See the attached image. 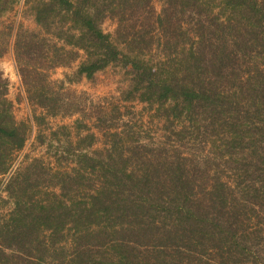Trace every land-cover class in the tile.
Here are the masks:
<instances>
[{
    "label": "trees",
    "instance_id": "trees-1",
    "mask_svg": "<svg viewBox=\"0 0 264 264\" xmlns=\"http://www.w3.org/2000/svg\"><path fill=\"white\" fill-rule=\"evenodd\" d=\"M159 1L25 0L35 29L0 22L33 119L76 117L77 135L71 171L10 174L29 126L0 69V264H264V0ZM110 67L117 95L71 88ZM134 102L162 123L155 146L122 119ZM92 128L112 140L91 155Z\"/></svg>",
    "mask_w": 264,
    "mask_h": 264
},
{
    "label": "rangeland",
    "instance_id": "rangeland-1",
    "mask_svg": "<svg viewBox=\"0 0 264 264\" xmlns=\"http://www.w3.org/2000/svg\"><path fill=\"white\" fill-rule=\"evenodd\" d=\"M155 6L157 12H159L161 10L159 0H155ZM0 22L11 23L13 25L22 24L29 29L36 28L32 13L25 3V0H18L13 9L4 15ZM116 27V23L111 20H107L103 24L104 31L109 34H114ZM0 69L9 81L8 97L13 102V113L16 120L18 122H25L29 126L28 139L24 148L16 151L13 155L16 169H21L33 160L38 159L53 170L71 171L75 168V156L71 155L73 153L69 151L75 148V146L70 145V142L75 144L77 141L76 130L73 125L76 117H47L45 123L38 124L33 119V116L34 114H42V111L39 109L36 110L28 104L11 52H8L0 60ZM72 71L70 68H58L52 73V79L61 80L66 73ZM125 85L126 78L123 72L118 68L110 67L105 73L98 75L95 83L84 79L80 83L73 84L71 88L78 92H87L93 99L99 100L100 98L117 95L118 88ZM125 105L131 111L132 115L131 117L124 116L122 119L130 121V124L134 127L133 132L136 133L134 136L141 137V140H147L155 146L160 136L164 134V130L161 129L162 123L155 117L154 110H151L148 105L140 102L123 104V106ZM108 110H110V107ZM121 110L123 113L125 112V109L122 108ZM65 126L67 128H64ZM54 131H56V134H53ZM83 132V134H86V130ZM92 132H95L98 138L91 149L87 150L91 155L94 151L103 150L106 142L112 140L111 137L105 138L95 128H92ZM126 140L128 142L130 139L127 138ZM184 142L187 143V141ZM190 144L188 145L187 143L188 146H191ZM187 149L189 147L185 150ZM200 149L199 153L204 151L203 147H200ZM106 157L107 155L103 154V158L106 159ZM9 175L0 176V184L4 185ZM3 195L6 196L5 193ZM1 205L3 212L10 210L12 207V204L4 203Z\"/></svg>",
    "mask_w": 264,
    "mask_h": 264
},
{
    "label": "built area",
    "instance_id": "built-area-1",
    "mask_svg": "<svg viewBox=\"0 0 264 264\" xmlns=\"http://www.w3.org/2000/svg\"><path fill=\"white\" fill-rule=\"evenodd\" d=\"M16 169V163L14 164V167L11 169L10 174H12Z\"/></svg>",
    "mask_w": 264,
    "mask_h": 264
}]
</instances>
